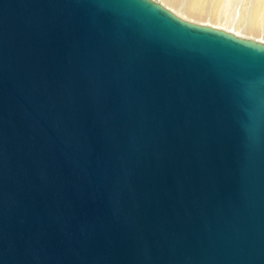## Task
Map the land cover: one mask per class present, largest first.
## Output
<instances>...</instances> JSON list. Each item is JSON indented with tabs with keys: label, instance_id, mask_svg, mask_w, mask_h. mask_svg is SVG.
<instances>
[{
	"label": "water",
	"instance_id": "water-1",
	"mask_svg": "<svg viewBox=\"0 0 264 264\" xmlns=\"http://www.w3.org/2000/svg\"><path fill=\"white\" fill-rule=\"evenodd\" d=\"M0 264H264V43L0 0Z\"/></svg>",
	"mask_w": 264,
	"mask_h": 264
},
{
	"label": "bare ground",
	"instance_id": "bare-ground-1",
	"mask_svg": "<svg viewBox=\"0 0 264 264\" xmlns=\"http://www.w3.org/2000/svg\"><path fill=\"white\" fill-rule=\"evenodd\" d=\"M155 1L181 19L220 28L264 43V38L256 37L264 36V0ZM230 6L233 8L231 17L223 12Z\"/></svg>",
	"mask_w": 264,
	"mask_h": 264
},
{
	"label": "rangeland",
	"instance_id": "rangeland-1",
	"mask_svg": "<svg viewBox=\"0 0 264 264\" xmlns=\"http://www.w3.org/2000/svg\"><path fill=\"white\" fill-rule=\"evenodd\" d=\"M232 9H233V8H231V6H230V7H228L226 10L224 9V11H223V10H222V11L224 12V14L227 13V15H229V16L231 17V16H232ZM226 11H227V12H226ZM253 37H254V36H253ZM256 37H262V38H264V36H256Z\"/></svg>",
	"mask_w": 264,
	"mask_h": 264
}]
</instances>
